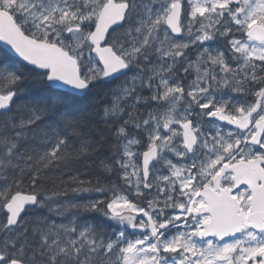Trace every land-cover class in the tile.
<instances>
[{
	"label": "snow or ice",
	"instance_id": "snow-or-ice-1",
	"mask_svg": "<svg viewBox=\"0 0 264 264\" xmlns=\"http://www.w3.org/2000/svg\"><path fill=\"white\" fill-rule=\"evenodd\" d=\"M0 264H264V0H0Z\"/></svg>",
	"mask_w": 264,
	"mask_h": 264
}]
</instances>
